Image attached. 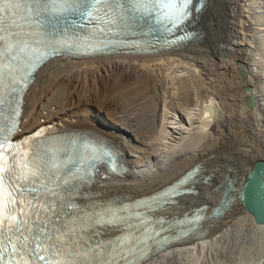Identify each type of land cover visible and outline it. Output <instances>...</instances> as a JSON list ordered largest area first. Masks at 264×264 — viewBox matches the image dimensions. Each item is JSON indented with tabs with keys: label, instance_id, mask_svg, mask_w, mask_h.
I'll return each mask as SVG.
<instances>
[{
	"label": "bare ground",
	"instance_id": "6f19581e",
	"mask_svg": "<svg viewBox=\"0 0 264 264\" xmlns=\"http://www.w3.org/2000/svg\"><path fill=\"white\" fill-rule=\"evenodd\" d=\"M189 26L199 34L175 53L48 62L26 95L22 135L55 125L56 133H90L120 150L128 174H99L82 189L97 200L154 194L199 165L211 180L189 183L197 190L164 213L181 218L219 204L216 186L228 174L241 181L264 160V0H207ZM205 225V235L147 264H264V225L238 202Z\"/></svg>",
	"mask_w": 264,
	"mask_h": 264
},
{
	"label": "snow or ice",
	"instance_id": "6c2138e0",
	"mask_svg": "<svg viewBox=\"0 0 264 264\" xmlns=\"http://www.w3.org/2000/svg\"><path fill=\"white\" fill-rule=\"evenodd\" d=\"M204 7L205 0H0V264H147L200 229V210L154 215L193 191L187 185L199 168L140 199L97 200L82 189L100 164L116 159L103 137L37 130L12 138L25 94L49 59L147 51L154 41L182 46L197 37L188 26Z\"/></svg>",
	"mask_w": 264,
	"mask_h": 264
},
{
	"label": "water",
	"instance_id": "95a60500",
	"mask_svg": "<svg viewBox=\"0 0 264 264\" xmlns=\"http://www.w3.org/2000/svg\"><path fill=\"white\" fill-rule=\"evenodd\" d=\"M190 28L191 26H188V30ZM240 65L241 76L242 78H246L247 72L245 65ZM244 90L249 94L246 100V105L251 109L255 108L256 99L252 88L250 86H246ZM197 168H200V166L198 165L195 169ZM211 177V175H201L197 172L193 177V180L196 184L198 181L208 182L211 180ZM189 182L191 183L192 181ZM195 184L187 187L193 189L194 192L197 190ZM216 188L222 193V199L219 204L214 207H211L209 204H203L200 207H197L198 209L196 211L192 210L188 214L190 217L195 216L197 211L200 210V215L205 217V219L201 221L200 229L188 236L199 238L205 235L208 232L205 225L206 221L223 217L235 202H238L244 210L253 217L256 224L264 225V160H256L252 164L248 174L241 181H238L231 174H228L226 178L216 186ZM237 190L240 193L239 199L236 198ZM225 200H227L228 203L226 206H222V202ZM209 225L211 224H208V226Z\"/></svg>",
	"mask_w": 264,
	"mask_h": 264
}]
</instances>
